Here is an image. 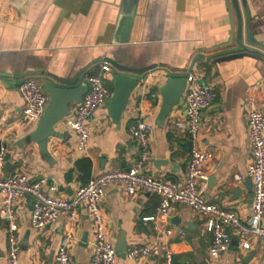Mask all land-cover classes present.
<instances>
[{
    "label": "crops",
    "instance_id": "obj_1",
    "mask_svg": "<svg viewBox=\"0 0 264 264\" xmlns=\"http://www.w3.org/2000/svg\"><path fill=\"white\" fill-rule=\"evenodd\" d=\"M227 1L229 10L224 0L0 1V147L6 149V165L0 175L25 174L30 182L43 180V191L71 199L85 184L79 161L91 163L89 182L111 169L136 164L139 150L130 127L141 118L153 128L143 173L182 185L191 148L184 97L191 84L187 78L192 77L194 83L209 84L217 94L216 102L204 112L197 142L213 154L205 167L207 179L198 183V190L208 203L233 211L245 222L252 203V190L247 192L243 186L251 158L247 100H254L264 114V63L247 52L237 59L219 60L244 53L236 43L239 25L243 46L264 55V0H237V10ZM104 62L141 72L144 77L143 86L131 94L119 126L109 117V102L99 107L88 123L87 149L78 151L76 136L65 128V122L74 118V104L69 116L56 125L46 153L41 154L28 140L36 124L21 119L24 102L18 77L28 72L63 78L79 73L99 75ZM102 75L109 80L111 72ZM177 77L186 80L183 102L160 123L162 99L150 91ZM234 188L241 190L238 197ZM158 203V197L145 193L129 196L120 184L106 189L100 210L109 241L115 246L123 233L128 249L153 248L146 258L117 257L115 264H162L166 252H170L172 264L259 262L262 244L252 242L251 249L243 250L234 234L230 250L220 259H212L208 253L211 236L203 219L185 206H176L166 221L144 222L154 216ZM15 211L20 264H56L57 249L69 232L73 240L67 247L74 264H89L93 227L85 209H79L74 220L64 215L44 229L31 226L29 202H17ZM168 230L171 237L165 235ZM84 236L86 242L82 243ZM6 253L7 226L0 219V264H6Z\"/></svg>",
    "mask_w": 264,
    "mask_h": 264
},
{
    "label": "built area",
    "instance_id": "obj_2",
    "mask_svg": "<svg viewBox=\"0 0 264 264\" xmlns=\"http://www.w3.org/2000/svg\"><path fill=\"white\" fill-rule=\"evenodd\" d=\"M100 71L102 74L111 72L110 64L104 62L100 66ZM102 74L85 77L89 89L77 104L74 118L65 122V128L76 136L78 151L87 149L90 135L88 123L94 112L106 105L112 95ZM187 81L191 84L185 91L184 101L187 115L186 134L191 148L182 185L178 186L168 180H155L143 173V167L149 161V136L153 128L141 118H137L130 127V134L139 150L136 164L100 174L88 184L79 186L71 199L43 191V180L30 182L25 174L10 177L0 175V219L7 226L6 264H20L15 211L16 203L19 201L31 204V226L35 229L49 228L64 215L74 220L77 211L85 209L93 227V246L89 264H115L117 258L115 246L107 238L100 210L106 189L115 184H120L129 196L140 192L158 197L159 203L154 216L144 218V222L166 221L176 206H185L192 214L202 218L204 228L211 236L208 253L212 259L218 260L230 250L234 234L240 240L243 250L251 249L252 242L262 244L263 250L257 264H264V114L254 100H247L248 144L251 158L246 177L252 184V203L249 218L242 222L233 211L208 203L198 190V183L207 179L205 167L212 160L213 154L200 148L197 142L204 112L216 102L217 94L209 84H196L192 77H188ZM18 91L24 102L22 121L37 124L48 101L41 83L33 78L26 79L20 83ZM5 165L6 149L0 147V171L4 170ZM236 179L240 180L238 176ZM51 191L54 192L55 189L52 188ZM165 235L171 237L172 231H166ZM72 240V233H67L57 249L56 264H74L67 247ZM152 251L151 246H134L127 250L126 258L132 261L143 259L150 256ZM162 264H172L170 252L165 253Z\"/></svg>",
    "mask_w": 264,
    "mask_h": 264
},
{
    "label": "water",
    "instance_id": "obj_3",
    "mask_svg": "<svg viewBox=\"0 0 264 264\" xmlns=\"http://www.w3.org/2000/svg\"><path fill=\"white\" fill-rule=\"evenodd\" d=\"M227 9L229 10L228 1L224 0ZM233 6L237 10V0H231ZM230 17V27H232V18ZM231 35V33L229 34ZM236 43L239 50L244 53H232L223 57L219 61L233 60L251 53L257 61L264 63V55L260 54L256 50L246 48L242 44V32L241 26H238V35ZM195 62H193L194 65ZM111 66V76L109 83L112 85V95L108 103V114L113 124L119 126L123 113L128 105L129 98L134 91L139 90L143 86V76L141 72L130 71L126 68H122L115 63H109ZM125 73H131L136 75V78H130L125 76ZM86 75L79 73L73 78H63L55 76L50 73L42 72H28L18 77L22 80L36 79L41 83L42 90L47 94L48 101L44 109L43 115L36 124V127L32 134L28 137V140L37 145L41 154L46 153V146L48 140L55 135V127L65 117L70 114V107L80 102L82 96L88 91L89 86L85 82ZM186 80L184 77L168 78L162 86L154 88L150 91L153 96L158 94L162 99L158 120L160 123L164 121L166 116L171 112L174 107L180 106L183 102L182 94L184 92ZM247 192H251L252 184L248 179L243 183ZM237 197L240 195V188H234L232 191ZM86 242V236L82 238V243ZM128 250V244L126 237L123 233H120L115 243V252L117 257L126 258V252Z\"/></svg>",
    "mask_w": 264,
    "mask_h": 264
},
{
    "label": "trees",
    "instance_id": "obj_4",
    "mask_svg": "<svg viewBox=\"0 0 264 264\" xmlns=\"http://www.w3.org/2000/svg\"><path fill=\"white\" fill-rule=\"evenodd\" d=\"M92 75H98L96 72H92L91 74H89V76ZM78 168H80L82 170V173L84 174L83 177V181H84V185L89 183L90 180V170H91V163L88 159H83L81 161L78 162ZM86 168V169H85Z\"/></svg>",
    "mask_w": 264,
    "mask_h": 264
},
{
    "label": "rangeland",
    "instance_id": "obj_5",
    "mask_svg": "<svg viewBox=\"0 0 264 264\" xmlns=\"http://www.w3.org/2000/svg\"><path fill=\"white\" fill-rule=\"evenodd\" d=\"M105 82H106V86H107V88L111 91V86H110V84H109V81L106 80Z\"/></svg>",
    "mask_w": 264,
    "mask_h": 264
}]
</instances>
